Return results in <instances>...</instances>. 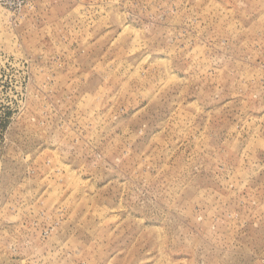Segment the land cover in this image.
<instances>
[{"label": "rangeland", "instance_id": "obj_1", "mask_svg": "<svg viewBox=\"0 0 264 264\" xmlns=\"http://www.w3.org/2000/svg\"><path fill=\"white\" fill-rule=\"evenodd\" d=\"M0 264H264V0H0Z\"/></svg>", "mask_w": 264, "mask_h": 264}]
</instances>
